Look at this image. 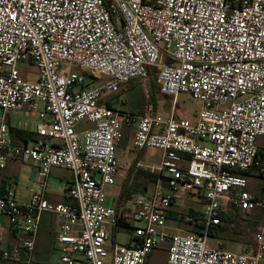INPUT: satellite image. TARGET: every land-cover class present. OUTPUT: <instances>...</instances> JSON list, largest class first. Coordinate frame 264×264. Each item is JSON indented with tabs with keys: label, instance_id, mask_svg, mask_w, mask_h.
Wrapping results in <instances>:
<instances>
[{
	"label": "built area",
	"instance_id": "2783aa9c",
	"mask_svg": "<svg viewBox=\"0 0 264 264\" xmlns=\"http://www.w3.org/2000/svg\"><path fill=\"white\" fill-rule=\"evenodd\" d=\"M22 64L35 67L33 81ZM151 71L161 95L201 103L195 121L163 116L149 102L139 113L103 104L132 81L145 86ZM0 110L37 118L29 145L0 124V170L20 160L43 179L27 202L13 187L0 190V262L34 264L48 213L61 220L60 264H146L160 248L168 264H264V215L253 254L215 249L209 236L230 206L264 209L242 175L264 176V0H0ZM82 121L91 126L77 129ZM125 128L132 150L162 153L158 163H138L155 182L127 207L126 224L115 191ZM53 169L72 174L68 204L47 199ZM184 199L201 205L199 220L179 213ZM171 213L187 233L169 232ZM107 227L130 229L132 242L110 245Z\"/></svg>",
	"mask_w": 264,
	"mask_h": 264
},
{
	"label": "crops",
	"instance_id": "0c3cea01",
	"mask_svg": "<svg viewBox=\"0 0 264 264\" xmlns=\"http://www.w3.org/2000/svg\"><path fill=\"white\" fill-rule=\"evenodd\" d=\"M30 65V64H29ZM32 66V65H31ZM35 68V67H34ZM21 73L22 67H21ZM36 73V70H35ZM26 80H34L33 77H25ZM123 100V97H119V95L113 94L110 98H106L103 101V104L106 105V102L112 104L111 107L120 108L118 105L120 101ZM6 122L10 128L12 137L14 138L16 143L19 144H31L33 140L36 138V125L37 118L36 116L27 111L21 110L16 111L9 114H4L3 111L0 110V124L2 122ZM127 129V130H126ZM132 136L133 129L125 128L124 129V138L122 143H120L117 147V156L123 163V168L121 170V177L117 179V190L116 193L122 194V192L126 189L125 185L127 184V188L130 190V186L135 189L138 185L137 183H129L128 179H123L128 171L130 173L133 167L138 168V163L142 165L153 164L156 162H144V155L146 150L134 151L132 150ZM258 147L260 149V159L263 163L264 167V138L258 139ZM122 149V151H121ZM120 150V151H119ZM119 151V153H118ZM162 155V153H161ZM161 158V157H160ZM158 163V162H157ZM64 169H53L47 179V199L53 203H62L68 204L71 200L67 197L65 192V182L69 180L72 176L64 175L59 173ZM140 170H145L140 169ZM147 171V170H145ZM125 174V175H124ZM242 175L247 179L248 187L247 190L249 193V178L256 177L261 179L260 191L263 196H259L258 194L251 193L256 201L259 203H264V177L258 172L256 169H250L246 172H242ZM56 179L61 181L64 184L63 193H57L54 189H50V185H52L53 180ZM42 178L39 176L38 169L32 165L31 163L22 162L20 160H9L5 169L0 170V190H4L9 187H14V185H19L21 188L20 191L31 194L36 192L30 189V185H33L36 188H40L41 190V182ZM39 190V191H40ZM133 190V189H131ZM16 192V198L18 201V191ZM139 196H135L132 200H125L126 202L123 204L130 203L131 201ZM30 200V199H29ZM24 202V201H23ZM126 205V207H128ZM186 206V205H185ZM184 206V207H185ZM193 207V206H192ZM191 210L199 211L198 208L195 207ZM175 214V213H174ZM264 215V209L262 207H257L254 210L243 212L234 206L228 207L223 212V220L221 226L223 227V231L216 237H210V243L215 249H224L233 253L239 254H253L256 252V242L255 238L259 231V227L261 225L262 219ZM185 216V215H184ZM187 216H192L188 214ZM175 216H171L168 230L171 233H187L190 229V225L177 222ZM186 217V216H185ZM0 223L7 226V221L4 217H0ZM61 224V220L51 214L45 213L42 215L40 229L35 240V250L33 252V262L34 264H55V251L56 248L60 245L57 242L56 235L59 230ZM127 230L128 237L125 241L116 242L112 240L113 244H130L132 242V232L128 228H112V231L115 233ZM60 250V249H59ZM20 255L22 258H26L27 254L21 250ZM0 264H16L11 261L0 262ZM146 264H168V252L165 248L156 249L153 251Z\"/></svg>",
	"mask_w": 264,
	"mask_h": 264
},
{
	"label": "rangeland",
	"instance_id": "374dc122",
	"mask_svg": "<svg viewBox=\"0 0 264 264\" xmlns=\"http://www.w3.org/2000/svg\"><path fill=\"white\" fill-rule=\"evenodd\" d=\"M22 77H33L35 75V68L29 64H22ZM74 71L79 72L78 68H74ZM32 81V80H30ZM119 97H123V100L118 102L119 107L123 110L130 111L133 113H139L143 110L146 103H153L157 109V111L163 116H170L171 114L177 116L180 119H187L190 121H195L197 115L201 108V103L198 100H195L190 94H181L176 101H173L171 98L165 97L159 93L158 85L156 83V79L152 78L145 86L138 81H132L128 85H125L118 93ZM107 96V98H110ZM106 99V98H105ZM91 125L87 121H82L77 129H85L89 128ZM127 130V129H126ZM122 143V142H121ZM120 151V150H119ZM118 151V153H119ZM122 151V149H121ZM144 162H159L161 157V151L156 149H147L145 151ZM143 169L141 167H133L128 174L123 179H128L129 183H137L138 185L134 188L130 186L131 194L128 195V198L132 200L135 196H146L152 192L153 183L145 177H142L138 174V170ZM59 173L72 176L71 172L67 170H61ZM52 185H50V189H54L57 193H63L64 184L56 179H52ZM261 179L256 177L249 178V190L251 193L258 194L259 196H263L260 191ZM29 190H33L39 192L40 188H36L33 183L30 185ZM18 191V199L24 202L29 201L31 198V194H27L20 191L19 185H14L13 187ZM133 189V190H131ZM117 188L115 189V191ZM41 191V190H40ZM128 199V200H129ZM185 207L179 208V213L181 215L187 216L191 209L195 207L200 209L201 205L191 199H184ZM123 204V203H122ZM121 205V204H120ZM127 205V204H123ZM132 201L128 203L127 206H131ZM193 206V207H192ZM107 233L109 237V244L112 243V240L116 242L125 241L128 237V231L122 229L123 231L117 232L114 235L111 227H107ZM60 247L58 246L55 251V264H60Z\"/></svg>",
	"mask_w": 264,
	"mask_h": 264
},
{
	"label": "trees",
	"instance_id": "16d2710c",
	"mask_svg": "<svg viewBox=\"0 0 264 264\" xmlns=\"http://www.w3.org/2000/svg\"><path fill=\"white\" fill-rule=\"evenodd\" d=\"M150 74H151V79L152 78L156 79V72L155 71H151ZM106 106L111 107L112 104H110L109 102H106ZM138 174L140 176H142V177H145V178L149 179L151 181V183L154 184L155 176L153 174H151L150 172L145 171V170H138ZM125 187H126V189L118 197V200L116 202V209H117L118 213L122 214V217L120 218L121 222L126 224L127 223V220H126L127 216L126 215H127L128 211H129V209L126 207V205H123L122 203H125L126 202L125 200H128V195H130L131 192L127 188V184L125 185ZM263 190H264V187H263ZM189 214L192 215L196 220H199L201 218L200 212H196L194 210H191ZM174 215H175L174 213H171V216H174ZM219 217H220L221 220H223V218H224L223 213L220 214ZM195 227H196L197 231L201 232L202 228H203V225L196 224ZM223 230L224 229H223V227L221 225L215 226V227H213L211 229V231L209 233V236L213 237V238H216Z\"/></svg>",
	"mask_w": 264,
	"mask_h": 264
},
{
	"label": "water",
	"instance_id": "95a60500",
	"mask_svg": "<svg viewBox=\"0 0 264 264\" xmlns=\"http://www.w3.org/2000/svg\"><path fill=\"white\" fill-rule=\"evenodd\" d=\"M229 2H233V1H236V0H228Z\"/></svg>",
	"mask_w": 264,
	"mask_h": 264
}]
</instances>
